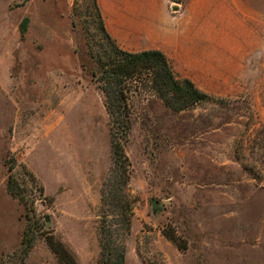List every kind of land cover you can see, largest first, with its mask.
I'll return each mask as SVG.
<instances>
[{
  "label": "rangeland",
  "instance_id": "374dc122",
  "mask_svg": "<svg viewBox=\"0 0 264 264\" xmlns=\"http://www.w3.org/2000/svg\"><path fill=\"white\" fill-rule=\"evenodd\" d=\"M167 10L180 45L112 37L128 52L163 51L210 98L175 111L146 73L131 82L126 264H264V143L254 148L264 126V0H169ZM107 44L94 0H0V258L18 252L31 227L26 264L99 263L115 163L89 45H103L93 48L100 55ZM10 175L24 202L9 192Z\"/></svg>",
  "mask_w": 264,
  "mask_h": 264
},
{
  "label": "trees",
  "instance_id": "16d2710c",
  "mask_svg": "<svg viewBox=\"0 0 264 264\" xmlns=\"http://www.w3.org/2000/svg\"><path fill=\"white\" fill-rule=\"evenodd\" d=\"M94 2L100 27L108 44L106 45L107 51L100 55H96L93 48L103 45H89L92 57L98 62L97 66L92 68V74L100 82V87L106 95V107L112 121V151L115 163L110 187L103 193L102 219L99 228L101 259L98 264H126L125 239L130 234L133 219V201L126 189L129 183V157L125 149V141L131 130L129 100L132 88L130 84L134 80L138 81L142 77L140 75L146 73L150 78L151 87L164 103L175 111L185 110L204 102L210 98V95L200 89L191 79L178 77L163 51L150 49L128 52L120 48L105 26L98 0ZM26 23L27 20L24 21V27ZM262 143H264V126L259 131L256 138L257 145L254 148L259 147L261 150ZM259 159H264L263 152L260 153ZM8 190L24 202L25 194L14 175L9 177ZM166 235L174 241L177 240L176 235L171 231H167ZM34 244L35 236L32 234L31 227H27L22 238L21 249L16 253L1 257L0 264H15V262L26 264ZM50 244L52 245L53 242ZM52 246L60 257V261L65 263L61 251L54 245ZM65 254L69 256L68 253Z\"/></svg>",
  "mask_w": 264,
  "mask_h": 264
},
{
  "label": "crops",
  "instance_id": "0c3cea01",
  "mask_svg": "<svg viewBox=\"0 0 264 264\" xmlns=\"http://www.w3.org/2000/svg\"><path fill=\"white\" fill-rule=\"evenodd\" d=\"M168 1L98 0V3L107 30L124 45H166L169 40L175 42L176 39L174 45H180V28L176 26L173 31L170 28L173 22L167 12ZM263 16L264 13L260 17ZM250 17L253 16L250 14ZM240 24L247 28L252 26L242 20Z\"/></svg>",
  "mask_w": 264,
  "mask_h": 264
},
{
  "label": "water",
  "instance_id": "95a60500",
  "mask_svg": "<svg viewBox=\"0 0 264 264\" xmlns=\"http://www.w3.org/2000/svg\"><path fill=\"white\" fill-rule=\"evenodd\" d=\"M160 209V206L157 204V201L154 200V211L157 212Z\"/></svg>",
  "mask_w": 264,
  "mask_h": 264
}]
</instances>
